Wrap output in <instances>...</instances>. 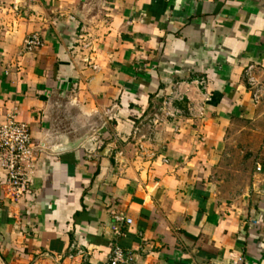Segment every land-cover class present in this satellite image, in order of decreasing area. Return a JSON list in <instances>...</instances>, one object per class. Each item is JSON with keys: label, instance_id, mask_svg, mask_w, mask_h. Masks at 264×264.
Returning a JSON list of instances; mask_svg holds the SVG:
<instances>
[{"label": "crops", "instance_id": "obj_1", "mask_svg": "<svg viewBox=\"0 0 264 264\" xmlns=\"http://www.w3.org/2000/svg\"><path fill=\"white\" fill-rule=\"evenodd\" d=\"M249 65L264 85V0H0V123H26L36 148L27 198L0 169V264H103L113 212L135 264H264V181L237 198L219 181L259 111ZM198 76L201 119L147 123Z\"/></svg>", "mask_w": 264, "mask_h": 264}, {"label": "built area", "instance_id": "obj_2", "mask_svg": "<svg viewBox=\"0 0 264 264\" xmlns=\"http://www.w3.org/2000/svg\"><path fill=\"white\" fill-rule=\"evenodd\" d=\"M13 9L18 11L15 4ZM89 46V43H85L82 47L87 49ZM39 47H41V39L34 33L23 40L21 52L29 53ZM255 69L254 65L247 66L244 70V79L252 100L257 105L264 100V86L256 79ZM209 103L208 81L205 77L198 76L191 80L180 81L175 83L170 93L163 99L159 113L152 114L147 123L161 125L175 123L184 118L201 119ZM142 128V124L136 125L132 132L140 152L145 150L142 144L145 138L142 135ZM35 152L36 148L32 143L28 125L18 121L14 115L7 116L0 123V169L5 175L2 182L5 195L14 202L30 195ZM260 171L261 167L256 165V172ZM112 219L114 225L111 252L103 264H135L134 253L120 245V240L124 236L122 226H130L132 221L116 212L112 213ZM77 254L81 255L82 252L78 251Z\"/></svg>", "mask_w": 264, "mask_h": 264}, {"label": "rangeland", "instance_id": "obj_3", "mask_svg": "<svg viewBox=\"0 0 264 264\" xmlns=\"http://www.w3.org/2000/svg\"><path fill=\"white\" fill-rule=\"evenodd\" d=\"M264 86V85H263ZM258 114L233 133L231 156L222 164L219 181L228 197L237 198L254 181H264V100L258 106ZM256 165L261 167L259 177L254 178ZM263 183V182H261Z\"/></svg>", "mask_w": 264, "mask_h": 264}]
</instances>
